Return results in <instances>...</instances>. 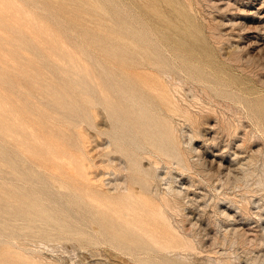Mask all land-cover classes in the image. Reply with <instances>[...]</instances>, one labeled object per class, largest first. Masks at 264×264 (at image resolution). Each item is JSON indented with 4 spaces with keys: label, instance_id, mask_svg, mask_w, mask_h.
<instances>
[{
    "label": "rangeland",
    "instance_id": "rangeland-1",
    "mask_svg": "<svg viewBox=\"0 0 264 264\" xmlns=\"http://www.w3.org/2000/svg\"><path fill=\"white\" fill-rule=\"evenodd\" d=\"M0 264H264V0H0Z\"/></svg>",
    "mask_w": 264,
    "mask_h": 264
},
{
    "label": "bare ground",
    "instance_id": "bare-ground-1",
    "mask_svg": "<svg viewBox=\"0 0 264 264\" xmlns=\"http://www.w3.org/2000/svg\"><path fill=\"white\" fill-rule=\"evenodd\" d=\"M152 4H153V3H152ZM154 5H155V4H154ZM143 6H144V5H143ZM152 7L155 8V9H157L156 6H153V5H152ZM161 9H162V8H161ZM189 9H190V8H189ZM147 10H148V9H147ZM164 14H165V13H164ZM140 28H141V27H140ZM153 34H154V33H153ZM150 68H151V67H150ZM150 68H149V69H150ZM163 77H164V76H163ZM165 79H166V78H165ZM168 80H169V79H168ZM176 82H177V81H176ZM172 87H173V86H172ZM97 89H98V87H97ZM174 89H176V88H174ZM179 90H180V89H179ZM169 91H170V90H169ZM154 92H155V91H154ZM205 93H206V92H205ZM171 96H172V95H171ZM171 98H173V96H172ZM174 100H175V99H174ZM173 103H174V101H173ZM174 104H175V103H174ZM177 104H179V103H177ZM179 107H180V106H179ZM173 108H174V107H173ZM177 110H178V109H177ZM181 113H182V112H181ZM148 149H149V148H148ZM130 187H131V186H130ZM169 190H170V189H169ZM152 194H153V193H152ZM130 196H131V195H130ZM159 197H160V196H159ZM165 198H166V197H165ZM163 199H164V198H163ZM165 200H166V199H165ZM165 200H164V201H165ZM142 201H143V199H142ZM162 201H163V200H162ZM168 202H169V200H168ZM168 202H167V203H168ZM143 203H144V202H143ZM164 203H166V202H164ZM146 204H147V203H146ZM169 204H170V203H169ZM158 206H159V205H158ZM164 206H165V204H164ZM167 206L169 207L168 204H167ZM170 207H171V206H170ZM160 210H161V208H160ZM168 210H169V209H168ZM152 211H154V210H152ZM185 241H186V240H185ZM187 243H188V242H187ZM190 249H191V248H190ZM28 258H29V257H28ZM25 259H26V258H25Z\"/></svg>",
    "mask_w": 264,
    "mask_h": 264
}]
</instances>
